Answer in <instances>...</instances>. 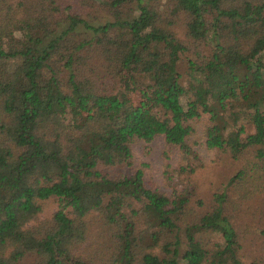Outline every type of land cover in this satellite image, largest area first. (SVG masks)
Listing matches in <instances>:
<instances>
[{"label": "trees", "instance_id": "trees-1", "mask_svg": "<svg viewBox=\"0 0 264 264\" xmlns=\"http://www.w3.org/2000/svg\"><path fill=\"white\" fill-rule=\"evenodd\" d=\"M169 1L186 15L189 38L213 44L209 55L188 63L186 84L177 69L186 46L172 21L144 0L127 13L121 7L131 0H106L114 18L98 23L80 14L87 0H0V264H243L224 212L227 194L216 193L213 209L189 221L187 197L145 185L143 169L133 166V143L161 134L180 150V172L193 173L192 120L207 113L204 146L244 159L231 181L253 166L258 178L247 190L261 185L264 0ZM80 29L89 38L53 67L61 42ZM87 46L120 80L148 79L134 84L138 105L124 92H100L103 75L80 73L77 51ZM145 108L155 110L150 119ZM241 117L253 132L234 129ZM49 198L59 208L38 220ZM93 223L96 240L88 244ZM205 231L221 242L204 246Z\"/></svg>", "mask_w": 264, "mask_h": 264}, {"label": "rangeland", "instance_id": "rangeland-1", "mask_svg": "<svg viewBox=\"0 0 264 264\" xmlns=\"http://www.w3.org/2000/svg\"><path fill=\"white\" fill-rule=\"evenodd\" d=\"M18 0H16L17 2ZM106 0H87L84 4H79L80 14L95 23L113 20V9L107 8L102 2ZM128 2L125 7H121L125 13L128 12L134 0ZM152 7L158 9L165 19L172 21L171 30L175 36L184 43L186 50L180 54L177 69L180 73V82L186 84L189 81L188 63L198 61L202 57L210 54L213 44L210 39L195 41L186 34V15L176 9V3L169 0H144ZM45 8V4H44ZM62 15L56 12L55 16ZM16 36H20L16 32ZM89 38V33L80 29L68 35L60 44L53 67L61 66L64 57L75 49V45L82 39ZM75 51V50H74ZM77 64L82 75L98 73L101 76L99 84L100 92L103 94L126 93L135 105H138L140 94L134 89V84L144 85L148 83L147 78L135 76L134 83L130 84L132 79L123 77L122 74L115 76L110 66L100 65L101 54L95 52L90 46L80 49ZM91 53L90 55H88ZM78 56V54H77ZM90 57V59H88ZM110 67V68H109ZM93 68V69H92ZM61 81L65 74H61ZM145 118L150 119L154 114L153 108H145ZM210 123L209 115L201 114L200 117L192 120L194 126L193 134L188 138L190 146L198 154V167L193 173H181L180 166L183 164L180 150L166 143L163 135L155 136L151 141L145 142L137 140L133 143V161L134 167H141L144 172V182L147 187L160 190L163 193L172 194L173 190L182 193L188 198L186 205V219L189 221L196 216L209 212L215 205L214 195L225 192L227 200L224 205V212L228 214L234 223L239 235L238 256L243 264H264V175L258 181L260 186L251 191L247 190L251 180L257 177L256 169L253 171L248 166L244 179L232 180L235 174L243 169L244 159H239L229 152L217 148L207 149L204 146V131ZM245 126L246 132H253V126L248 123L246 117L239 119L234 125V129ZM264 148V145L262 146ZM255 148L252 147L245 153V159H250L254 154ZM246 168V167H245ZM244 190H247L244 194ZM240 196L243 198L240 199ZM59 208V202L56 198H49L42 202V211L38 220L49 218ZM97 225L93 223L90 226V238L87 243L91 244L96 239ZM200 241L203 245L213 246L216 242H221V236L209 231L200 234ZM31 258L26 259L25 264H30ZM101 264H109L103 261Z\"/></svg>", "mask_w": 264, "mask_h": 264}]
</instances>
